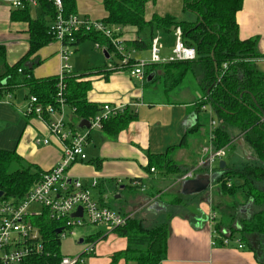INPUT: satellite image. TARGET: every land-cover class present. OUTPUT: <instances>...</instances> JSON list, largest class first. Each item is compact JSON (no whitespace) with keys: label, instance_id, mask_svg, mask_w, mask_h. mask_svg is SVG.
Wrapping results in <instances>:
<instances>
[{"label":"crops","instance_id":"obj_1","mask_svg":"<svg viewBox=\"0 0 264 264\" xmlns=\"http://www.w3.org/2000/svg\"><path fill=\"white\" fill-rule=\"evenodd\" d=\"M29 11L34 19L45 18L47 25L53 20L43 14L40 6H31ZM12 12L13 9L6 5L0 7V45L5 47L6 60L10 65L17 63L30 49V24L27 20L13 19ZM74 12L82 18L94 20L108 16L105 0H75ZM143 13L146 21L166 15L178 20H196V14L184 9V0H149ZM237 20L240 38H257V50L261 56L255 62L264 71V0H244ZM122 33L132 57L149 58L150 49L141 52L131 43L135 39L146 38L149 29L140 31L134 26H125ZM153 33V39L169 43L163 46L161 42L162 57L171 55L175 45L173 28H154ZM81 45L80 42L75 46L74 50L78 52L71 56V65L78 81H91L88 99L99 105H124L135 110L136 118L115 134H107L98 127L84 128L82 133L88 130L89 134L85 145L87 159L71 165L70 176L79 178L88 187L91 197L102 206L113 208L114 205L122 214L134 215L148 227L167 224L169 237L162 264H264L256 259L254 251L238 248L235 241L229 246L213 243L218 231L210 223L209 213L214 211L213 201L222 199L217 190L214 192V187L212 191L211 187L188 196L182 193L183 182H177L180 174L173 179L169 175L171 172L164 169L150 170V158L155 155L159 157L169 153L174 164L179 168L183 166L185 171L193 169L204 157L203 150L211 143L214 118L208 107L204 106L200 111L195 109L203 96L197 81L184 80L183 86L169 92L157 86L148 90L145 81L132 77L117 63L111 67L113 57L107 58L96 48L94 41L93 50L91 47L81 49ZM60 50L61 44L52 40L31 56L29 61L39 60L32 69L35 78L58 75L62 63ZM27 107L28 88L25 86L18 87L13 95L0 100V149L16 150L30 163L47 171L61 159L58 139L50 134L41 119L24 113ZM65 112L66 120L69 115L68 123L77 131L83 130L68 107ZM232 133L235 139L242 136L235 129ZM46 139H49L48 144L44 143ZM183 139L184 145L180 146ZM240 141L237 139L235 142L238 144ZM198 174H207L206 169ZM170 188L176 189L168 192ZM179 194L183 195V205L173 204ZM191 196L197 198L189 202L187 199ZM145 210L152 212H143ZM159 211H164L162 217H157ZM127 244L125 237L110 235L95 245L94 256L88 259L87 264H136L124 256L114 261V255L125 250Z\"/></svg>","mask_w":264,"mask_h":264},{"label":"trees","instance_id":"obj_2","mask_svg":"<svg viewBox=\"0 0 264 264\" xmlns=\"http://www.w3.org/2000/svg\"><path fill=\"white\" fill-rule=\"evenodd\" d=\"M147 1L105 0L108 16L102 21L110 26H134L140 31L149 29L146 38L131 41L133 47L141 52L150 49L154 28L174 30L180 26L185 43L195 47L197 57L193 60L146 65L145 84L161 81L164 90L169 92L192 75L203 92L195 109L200 111L202 107H208L216 117L213 120L215 124H211L212 146L215 149L225 148L226 156L237 144L235 141L240 139H235L232 129L242 134L254 157L240 167L225 163L224 168L220 164L214 168V172H220L214 181L218 183V194L227 196L228 200L213 203L214 211L211 212L215 218L212 224L215 231L222 235L217 239L218 246H225L223 235H229L234 240L238 236L244 248L254 251L256 259L264 263V71L255 62L261 56L257 50V38L242 39L239 35L237 13L242 9L244 0H184V9L196 14L194 21L178 20L171 15L154 16L152 20L146 21L143 10ZM63 3L67 16L75 13V0H63ZM37 6L41 7L43 14L54 19L55 10L51 3L41 0ZM29 8L13 9L12 12L13 19L27 20L30 24V49L27 54L10 65L6 60V49L0 45V100L13 95L18 87L25 86L28 88V100L34 95L44 106L52 104L57 107L58 75L35 78L32 69L39 60L29 61L31 56L54 38L48 33L46 19H34ZM85 38L108 45L112 53L108 39L100 32L79 33L77 44ZM110 57H113L111 67L117 63L127 71H130L135 61L132 57V61L124 66L119 55L112 53ZM151 73H155V76L147 82ZM77 78L73 71L65 76L63 98L66 107L80 122L83 119L90 121L101 114L104 105L88 99L91 81H78ZM135 118V110L124 106L123 111L103 119L101 128L107 134H115ZM67 127L74 129L70 123ZM184 140L180 146L184 145ZM170 157L169 153L152 156L150 170L179 172V167ZM45 172L16 150L0 149V192H3L0 198L11 202L20 201ZM135 187L138 188L137 185ZM181 200L183 195H177L174 204H179ZM32 221L40 229L43 250L41 253H31L22 264H60L65 256L61 252L62 238L57 233L60 222L53 220L45 208ZM114 230L125 237L128 243L125 250L114 255V261L124 256L136 264H162L167 253V224L148 227L131 215L122 227ZM87 241H93V238L89 237Z\"/></svg>","mask_w":264,"mask_h":264},{"label":"built area","instance_id":"obj_3","mask_svg":"<svg viewBox=\"0 0 264 264\" xmlns=\"http://www.w3.org/2000/svg\"><path fill=\"white\" fill-rule=\"evenodd\" d=\"M40 1L0 0V7L6 5L11 9H21L37 6ZM45 1L51 3L55 10V17L49 24L48 33L55 41L61 44L60 55L62 63L58 73L57 107L52 104L44 106L43 103L38 101L36 96L31 95L28 100L27 110L24 113L26 115L34 114L46 124L50 134L58 139L61 159L53 168L43 174L42 179L34 184L20 201L11 202L0 198V264H22L31 253L42 252L41 232L39 227L32 221V218L43 212L44 208L49 212L53 220L60 222L58 228H62L59 232L61 238L70 232L73 226L83 225L85 216L89 222L105 224L112 230L122 227L130 216L122 214L111 207L100 205L91 197L88 187L79 178L70 176L69 169L71 165L87 159L85 145L89 134L88 130L82 133L67 127L65 121L66 101L63 98V80L67 74L73 71L70 55L72 48L77 44V35L81 32H100L108 39L112 47V53L119 55L122 65L127 66L133 58L125 45L122 33L123 27L121 25L110 26L102 20L82 18L75 13L67 16L63 0ZM174 35L175 45L171 55L162 57L163 46L159 39H153L149 58H135L129 71L130 75L144 82V69L148 64L195 59L197 57L196 49L185 43L180 26L174 28ZM95 46L103 52L111 53L106 44L95 42ZM123 109L124 105L104 104L101 114L90 120L91 127L101 128L103 119L118 111H123ZM211 124H215L214 121ZM44 143L48 144L49 139H46ZM203 152L204 157L200 163L193 169L183 172L177 182L193 178L199 171L205 169L207 174L212 175L214 173V162L217 159H223L226 154L225 148L215 149L211 143L204 148ZM151 171H154V168H151ZM118 183H120L119 180ZM95 184L96 182L93 183V185ZM211 187L212 185L209 188ZM35 205H39V209L34 208ZM79 206L83 208L82 215L73 217L72 214L76 212ZM214 218L215 214L210 212L209 221L211 224ZM220 236L222 235L219 233L213 241L215 245H217V239ZM223 236H225L222 238L225 246H229L235 241L238 248H244L243 243L238 239L234 240L229 235ZM94 248L95 245H92L86 250V253L92 252ZM60 264H85V259L82 255H65L61 259Z\"/></svg>","mask_w":264,"mask_h":264},{"label":"rangeland","instance_id":"obj_4","mask_svg":"<svg viewBox=\"0 0 264 264\" xmlns=\"http://www.w3.org/2000/svg\"><path fill=\"white\" fill-rule=\"evenodd\" d=\"M162 33H165V31H163ZM166 34V33H165ZM169 37V36H167ZM161 42L163 43V46L166 45L168 46V41L167 40H161ZM81 46L80 48L83 49V47H91V49L93 50L92 46H93V41L91 39H88V38H85L81 41ZM75 47L72 48V52H71V55H70V63H71V56L73 54H77L78 51L74 50ZM74 52V53H73ZM166 51L163 50V55H165ZM100 55H102L100 53ZM169 56V55H167ZM187 81H192V82H195L194 78L192 75H189L187 78H186ZM157 86L158 89H163L164 86H163V83L161 81H158V82H154V83H151V84H147L146 87L147 89H154V87ZM183 86V85H181ZM211 115L213 116V118L216 120V117H215V114L214 112L212 113V111H210ZM68 119H69V115L67 116V120L65 118V121H66V124L68 125ZM214 120V121H215ZM81 132L84 131V129H79ZM241 141L240 143L236 144L237 147L236 149L233 151L234 148L230 149L228 155H226L224 158L228 161L229 164H232V165H236L237 167H240L242 166V164H244L245 162H248L250 160H252V158L254 157L253 155V152L252 150L246 145V142L243 138H241ZM223 158V159H224ZM219 160L220 159H217V161L214 162V168L219 164ZM225 160V161H226ZM241 164V165H240ZM180 171L179 172H176V173H170L169 175L175 179L179 176V174L181 175V172L185 171L186 168H184L183 166H181L180 168ZM167 174V172H166ZM172 179V180H173ZM213 187H214V192L216 193V190H219V187H218V183H213V186H212V189L211 191L213 190ZM176 189V188H174ZM173 188H170L168 190V192H171L174 190ZM190 196V195H188ZM195 198H197L196 196H191V198L187 199L189 202L190 201H193ZM160 199V198H159ZM211 199V198H210ZM13 200V199H11ZM220 200H223V202L227 201L228 200V197H222V199L220 198H217L215 199L214 202H216L217 204L220 203L221 201ZM172 201V200H170ZM174 204V202H173ZM179 204H185V201H181ZM39 205H35L34 208H38L39 209ZM113 208H115L117 210V207L112 205ZM112 208V209H113ZM170 207H168L169 209ZM114 209V210H115ZM118 211V210H117ZM149 210H145L143 212H148ZM166 211V210H165ZM152 211H149L148 213H150ZM155 212V211H154ZM162 215H164V211H159L158 212V215L157 217H162ZM85 221H84V224L81 225V226H73L71 229H70V232H68L63 238H62V242H61V252L64 254V255H76V254H81L83 255L84 259H85V262L87 264V261L88 259L91 257V256H94V251L93 253L92 252H88V253H85L86 250L91 247L92 245H96L98 246V243L101 241V240H106L108 237H110V235H116L118 236L117 232L115 230H112L110 229L107 225L105 224H97V223H91L88 221L87 217L85 216ZM99 234H102L101 236L98 237ZM89 237H92L93 238V241H87V238ZM81 238H84L86 239L85 241H83L82 243H80V239Z\"/></svg>","mask_w":264,"mask_h":264},{"label":"water","instance_id":"obj_5","mask_svg":"<svg viewBox=\"0 0 264 264\" xmlns=\"http://www.w3.org/2000/svg\"><path fill=\"white\" fill-rule=\"evenodd\" d=\"M105 56L108 58L110 55L108 52L104 51ZM217 68V64H216ZM155 76V73H151L147 77V82H150ZM79 126L81 128L91 127V123L87 119L81 120ZM220 167L224 168L225 167V161L224 159H221L220 162ZM220 175V172H214L212 175L208 174H197L195 177L190 178L188 180L183 181L182 183V193L185 195H191V194H196V193H201L208 189L211 185L212 182L216 180V178ZM3 195V192H0V196ZM83 208L81 206L78 207L75 213L72 214L73 217L76 216H81L82 215ZM62 230V228L57 229V233H59ZM84 241V238L80 239V243Z\"/></svg>","mask_w":264,"mask_h":264},{"label":"bare ground","instance_id":"obj_6","mask_svg":"<svg viewBox=\"0 0 264 264\" xmlns=\"http://www.w3.org/2000/svg\"><path fill=\"white\" fill-rule=\"evenodd\" d=\"M113 59V58H112ZM203 102V101H202ZM200 103V102H199ZM199 105V104H198ZM230 167V166H229ZM185 199V198H184ZM38 209V208H37Z\"/></svg>","mask_w":264,"mask_h":264}]
</instances>
